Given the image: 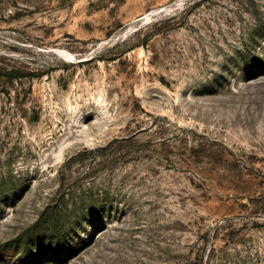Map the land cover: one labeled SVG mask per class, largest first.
Returning <instances> with one entry per match:
<instances>
[{"label": "rangeland", "instance_id": "374dc122", "mask_svg": "<svg viewBox=\"0 0 264 264\" xmlns=\"http://www.w3.org/2000/svg\"><path fill=\"white\" fill-rule=\"evenodd\" d=\"M0 264H264V0H0Z\"/></svg>", "mask_w": 264, "mask_h": 264}, {"label": "trees", "instance_id": "16d2710c", "mask_svg": "<svg viewBox=\"0 0 264 264\" xmlns=\"http://www.w3.org/2000/svg\"><path fill=\"white\" fill-rule=\"evenodd\" d=\"M19 75H17L16 73H11V76H10V78L11 79H14V78H17Z\"/></svg>", "mask_w": 264, "mask_h": 264}]
</instances>
